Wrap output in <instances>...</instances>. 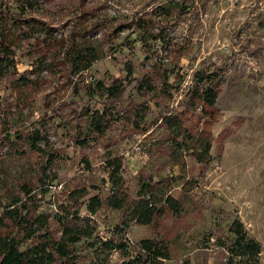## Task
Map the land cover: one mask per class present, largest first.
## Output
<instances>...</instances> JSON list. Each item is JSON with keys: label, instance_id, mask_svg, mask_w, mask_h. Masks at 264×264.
Instances as JSON below:
<instances>
[{"label": "trees", "instance_id": "16d2710c", "mask_svg": "<svg viewBox=\"0 0 264 264\" xmlns=\"http://www.w3.org/2000/svg\"><path fill=\"white\" fill-rule=\"evenodd\" d=\"M42 5L49 15L35 13ZM193 9V2L170 0L117 18L99 0H0V87L4 83L8 91L0 96V264H164L171 258L172 238L131 243L127 235L134 225L164 227L191 199L196 181H185L181 187L189 190L174 196L182 174L164 172L165 162L184 170L189 158L202 174L212 145L220 155L231 134L230 126L215 136L213 128L222 115L217 104L232 55L195 69L176 101L184 76L180 61L193 42L169 32ZM124 32L117 44L124 74L107 67L95 77L91 67ZM22 55L30 63L19 72ZM58 84L76 98L66 100L58 90L45 92L42 100L44 115L52 114L46 119L60 118L59 137L77 148L76 167L63 183L55 168L62 147L50 139L48 126L39 119L9 123L47 86ZM62 110L68 117L63 119ZM110 131L118 142L138 139L152 159L164 158L152 172L138 171L134 193L122 176L125 156L110 149ZM15 157L25 160L26 169L10 168L8 160ZM204 209L195 206L193 216L201 219ZM104 211L117 212L118 219L101 231ZM217 230L207 237L218 250L215 264H259L261 247L239 218Z\"/></svg>", "mask_w": 264, "mask_h": 264}, {"label": "rangeland", "instance_id": "374dc122", "mask_svg": "<svg viewBox=\"0 0 264 264\" xmlns=\"http://www.w3.org/2000/svg\"><path fill=\"white\" fill-rule=\"evenodd\" d=\"M110 16L121 17L133 11H147L152 7L170 0H99ZM193 2L191 14L186 15L174 27L169 35L190 38L192 49L182 57L180 63L183 80L176 101L180 100L190 83L195 69L201 68L209 62L223 59L226 55L233 56L227 60L229 70L222 83V92L218 100V107L222 113L220 121L214 126V136L222 128L231 127V134L223 141L220 155L216 153L215 144L211 148V162L203 173L198 172V166L192 159H186V168L180 170L178 166L166 163L167 172L170 168L182 177L177 182L175 190L177 196L180 191H188L189 186L181 185L185 181H196V188L190 190L191 199L185 202L184 210L179 217L169 216L165 226H137L134 225L128 233L132 241L142 237L166 236L174 241V250L169 260L164 264H215L218 250L212 245L214 238L208 240L209 233L217 232L233 217L239 218L250 238L255 239L261 247L259 264H264V0H186ZM4 3V1L2 2ZM36 14H48L42 5V10ZM58 13V11H56ZM56 24L54 16H49ZM126 32L105 48L107 55L96 62L90 69L95 77H101L107 67L114 75L121 72V58L118 43L123 41ZM131 39V38H130ZM160 44L155 43L153 48ZM249 49V50H246ZM143 54H141V57ZM137 60V59H136ZM18 70L27 69L30 59L22 55L17 58ZM58 90L65 92L66 100L76 99L70 96L65 84L57 87L47 86L46 91L40 92L30 102L27 111L15 114L9 123L19 126L23 122L39 119L48 126L50 139L62 147V160L55 164L58 170V181L63 183L76 167L78 161L77 148L74 150L65 137H59L62 128L56 127L60 118L46 119L51 112L42 107L43 94ZM129 90V87H128ZM8 91L4 83L0 87V96H6ZM93 106V102L90 103ZM99 107V106H96ZM63 119L68 113L62 110ZM236 123V124H234ZM38 126V124H37ZM52 131L57 132L54 136ZM57 137V138H56ZM107 137L112 143V153L125 156L122 176L131 193L137 189L138 171L154 170L155 162L164 158L152 159L143 152L139 140H125L118 142L114 131ZM103 150L99 151V155ZM97 158L93 160L97 162ZM10 168L26 169L25 160L11 158L8 160ZM25 165V166H24ZM201 205L205 209L202 218L193 216L192 209ZM115 211H104L99 216L101 231L117 222ZM205 244L208 248L204 249Z\"/></svg>", "mask_w": 264, "mask_h": 264}, {"label": "built area", "instance_id": "2783aa9c", "mask_svg": "<svg viewBox=\"0 0 264 264\" xmlns=\"http://www.w3.org/2000/svg\"><path fill=\"white\" fill-rule=\"evenodd\" d=\"M127 238L129 239V241L132 243V240L129 238V236L127 235Z\"/></svg>", "mask_w": 264, "mask_h": 264}]
</instances>
